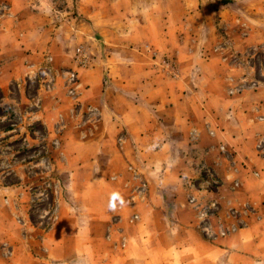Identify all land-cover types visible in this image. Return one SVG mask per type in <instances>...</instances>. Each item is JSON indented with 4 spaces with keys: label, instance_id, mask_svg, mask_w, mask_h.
<instances>
[{
    "label": "crops",
    "instance_id": "0c3cea01",
    "mask_svg": "<svg viewBox=\"0 0 264 264\" xmlns=\"http://www.w3.org/2000/svg\"><path fill=\"white\" fill-rule=\"evenodd\" d=\"M77 3L78 20L57 11L54 0H0V101L29 102L27 115L44 120L49 133L59 128L54 141L72 198L66 210L82 217L68 228L74 233L63 220L42 242L18 239L14 223L4 220L0 190V264H21L11 259L15 253L41 264L30 253L34 246L48 260L59 246L64 259L78 252L116 264H264V75L256 90L228 94V78L249 69L233 55L264 44V0ZM78 44L94 62L78 72L74 100L57 74L75 68ZM162 56L174 57L177 78L158 66ZM198 172L216 184L208 196L251 205L258 219L245 218L218 244L202 239L183 186ZM130 213L139 220L125 221ZM119 225L124 248L114 235ZM71 236L80 245L75 251Z\"/></svg>",
    "mask_w": 264,
    "mask_h": 264
},
{
    "label": "rangeland",
    "instance_id": "374dc122",
    "mask_svg": "<svg viewBox=\"0 0 264 264\" xmlns=\"http://www.w3.org/2000/svg\"><path fill=\"white\" fill-rule=\"evenodd\" d=\"M55 1L57 3L55 5V7H57V11L60 10L63 15L65 14V17H71L77 20L80 19V16L78 15L77 0H54V2ZM222 3H227V1H222ZM90 7L92 10H95L97 8L96 5H92ZM190 23L192 24V27L195 24L193 22ZM77 48H85L86 50H88L92 57L93 64V54L89 50V48L83 44H78L75 46L73 52L74 58L75 50ZM145 50L151 52V48L149 49L148 47H145ZM152 57L155 58V54H153ZM233 57L234 59L240 58L244 63L243 66L247 65L249 69L241 76H230L229 78H236L238 80L244 79L247 82V85L251 82H254L257 85L253 89L256 90L260 86V73L264 75V44H261L258 47L248 48L247 51H244V53L237 52L233 55ZM166 58L174 62L178 71V66L175 62L174 57L172 56L160 57L158 59V66L159 60ZM82 70L86 69L78 68L75 63L74 69L62 68L60 73L57 74V77L63 80V88L65 89L66 95L70 99L72 98L75 100V98L78 96V89L74 97L69 94V85L66 80L65 74L68 71H74L76 72L78 77V72ZM166 75L167 77L172 78L168 76V74ZM9 88L12 94L17 92L18 89L16 87L14 88L13 86H10ZM36 88L37 86H34L32 88L27 87L25 92L27 93V95H32L35 93ZM23 95L25 96L24 92ZM20 105L21 102L3 103L0 101V190H2V192H5V197L3 198L1 203L2 206L7 209V213H9L8 218L4 220L6 221V223H14L13 228L9 230L15 232L16 234L12 233L11 236L18 239H23L24 237L28 241L33 240L35 242H42L43 240H46L48 238L49 230L56 222H61L64 220L66 224L64 226V229H68L69 227L73 228L78 224L80 225L82 222V217L78 218V215L76 219H73V217H71V213L67 211L69 209V205H71L70 203L72 198L70 191L68 190V181L66 179V174L60 172V170L62 169L61 164L64 154L62 153V149L58 148L59 146H56V141H54V138H56V136L61 135L59 128H57L53 133H49L46 129L44 120L40 121L38 119H34L32 115H27V113L30 114L32 112L31 109L34 105L29 102L26 104L23 103V107H21ZM50 139L53 140L55 144H49L48 142ZM53 150H55L57 153H55V151L53 152ZM206 179V174L203 175V173L198 172L197 177L187 180L183 186L187 188L188 185H194L196 187L204 188L206 195L203 202H216L218 206L216 212H214V215L210 219V223L207 224L212 227V230L216 229L218 222L223 223V225H225L224 227L227 228L232 223V221H230L226 216V203L223 202L224 200L222 201V199L217 198L213 195L208 196L209 192L214 194L216 193V184L215 182H210ZM214 181L216 180L214 179ZM212 189L214 192L212 191ZM201 194L202 192L198 193V195ZM233 205L239 208L242 214L241 218L243 219V222H240V227L235 232H237L244 226L245 218L247 219L251 218L250 216H254L256 217V219H258V213L251 205ZM119 206L122 205H118L116 207L118 211H120V209H118ZM191 211L193 212V216L196 222V231L205 241L212 244H218L224 238L235 233L233 232L223 238L212 241L211 239L206 238L205 235L200 232L197 227L195 212L193 209H191ZM5 214L6 213L1 216H4ZM132 215H137V213H130L126 217L125 221H128L129 223ZM9 217H11V220ZM121 217H123V214L121 213L119 215L113 216V219L115 220L113 222L118 223ZM73 220H75V222H73ZM138 220L139 219H137L135 222H137ZM68 230H70V233H74L76 229ZM115 233L116 234L114 235L118 236L117 242L119 244V247L124 248L127 237L121 225L117 227ZM108 235L109 234L106 231V237ZM71 237L73 238V240L71 241L69 239L70 241L68 242V246L70 244V249L72 251H75L76 248H74V246H76V240L74 236ZM122 240H124L123 247ZM77 244L78 245L76 247L79 248L80 245L79 243ZM1 246L2 248H6L5 245ZM34 247H32L33 250H30V253L32 254V256L34 255V257L38 258V260L41 261V264H116V262L107 260V258L103 261L93 260L91 258L90 260H88L85 258V256L78 254V252L77 254H72L70 258L64 259L61 257L62 253H60L59 251V246L57 248V251L59 252L57 255L58 257L53 260H48V258L43 257L45 255H40V252H42L43 250L42 247ZM97 247L99 246H97L96 244L90 246L94 256L97 253ZM6 251V254L10 256V249L6 248ZM30 253L28 254L30 255ZM45 254L47 253L45 252ZM13 258H20L21 260L17 261H20L21 264L34 263L32 262L30 256L28 257L26 253H24V255H17L15 253L11 259Z\"/></svg>",
    "mask_w": 264,
    "mask_h": 264
},
{
    "label": "built area",
    "instance_id": "2783aa9c",
    "mask_svg": "<svg viewBox=\"0 0 264 264\" xmlns=\"http://www.w3.org/2000/svg\"><path fill=\"white\" fill-rule=\"evenodd\" d=\"M75 63L78 68L87 69L92 65V57L88 50L85 48H77L75 50ZM159 66H161L162 70L168 74V76L172 78L178 77V71L177 68L170 59H161L159 60ZM66 80L69 85V94L74 97L75 93L78 89V77L76 72L74 71H68L65 74ZM228 82L230 84V87L228 88V94L230 96L232 95H239L244 93L247 89H253L257 84L254 82H251L247 85V82L242 79L238 80L236 78H229ZM259 120L262 121L264 118H260ZM210 135H213V133H210ZM221 152H225V147L220 146L219 147ZM129 171H133L132 168H128ZM237 184H235L236 186ZM144 185L140 184L139 188H143ZM188 194L186 197L187 203L190 205L191 209L194 210L196 220H197V227L202 232L206 238L211 239L212 241H216L219 238H223L233 232H235L240 226V222H243V219L241 218L242 214L239 208L234 206L230 201H226V216L232 223L229 225V227H224L223 223L218 222L216 229L212 230V227L209 226L210 219L214 215V212H216L218 206L216 202H208L204 203V197L206 195V192L204 191V188L196 187L194 185H188L187 187ZM195 192H197L195 194ZM201 195H198V193H201ZM203 196V197H202ZM202 197V198H201ZM118 209L120 211L122 210V207L119 206ZM138 219L137 215H132L131 220L129 223H133ZM241 219V220H240ZM124 246V240H122V247Z\"/></svg>",
    "mask_w": 264,
    "mask_h": 264
}]
</instances>
